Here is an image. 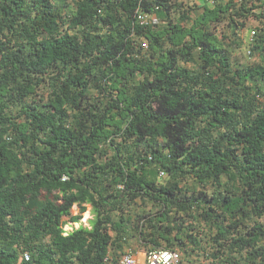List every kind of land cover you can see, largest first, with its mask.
Returning a JSON list of instances; mask_svg holds the SVG:
<instances>
[{
    "label": "trees",
    "instance_id": "obj_1",
    "mask_svg": "<svg viewBox=\"0 0 264 264\" xmlns=\"http://www.w3.org/2000/svg\"><path fill=\"white\" fill-rule=\"evenodd\" d=\"M130 249L264 264V0H0V264Z\"/></svg>",
    "mask_w": 264,
    "mask_h": 264
},
{
    "label": "built area",
    "instance_id": "obj_2",
    "mask_svg": "<svg viewBox=\"0 0 264 264\" xmlns=\"http://www.w3.org/2000/svg\"><path fill=\"white\" fill-rule=\"evenodd\" d=\"M137 19L145 26L159 23V19L156 15L149 14L143 10H138ZM253 35H255L254 31ZM140 254L141 253L137 254L130 249L121 257L120 264H185L182 255L177 251L166 249L144 251L143 260H140ZM23 258L29 261L30 255L26 253L23 255Z\"/></svg>",
    "mask_w": 264,
    "mask_h": 264
},
{
    "label": "rangeland",
    "instance_id": "obj_3",
    "mask_svg": "<svg viewBox=\"0 0 264 264\" xmlns=\"http://www.w3.org/2000/svg\"><path fill=\"white\" fill-rule=\"evenodd\" d=\"M87 210L85 213H83L82 215V219L80 220V222L78 223H72L70 221H68L69 219H65L66 220V224L64 226V231L65 234H69L79 228H87V229H92L93 227V221L96 219V213L94 211V208L91 204H86L85 205ZM72 215L76 216L80 213V207L78 204H75L71 210ZM143 252L144 250H142L140 253V260H143Z\"/></svg>",
    "mask_w": 264,
    "mask_h": 264
},
{
    "label": "clouds",
    "instance_id": "obj_4",
    "mask_svg": "<svg viewBox=\"0 0 264 264\" xmlns=\"http://www.w3.org/2000/svg\"><path fill=\"white\" fill-rule=\"evenodd\" d=\"M144 251H145V250H144ZM140 252H141V251H140ZM140 252H139V253H140ZM139 253H137V254H139ZM182 258H183V257H182ZM183 261H184V260H183ZM185 264H186V263H185Z\"/></svg>",
    "mask_w": 264,
    "mask_h": 264
}]
</instances>
